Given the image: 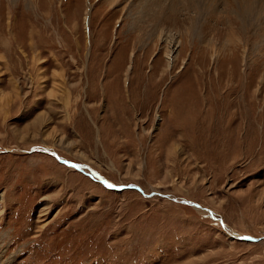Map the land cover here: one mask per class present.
<instances>
[{
  "label": "rangeland",
  "instance_id": "1",
  "mask_svg": "<svg viewBox=\"0 0 264 264\" xmlns=\"http://www.w3.org/2000/svg\"><path fill=\"white\" fill-rule=\"evenodd\" d=\"M132 2L0 0V264H264V0Z\"/></svg>",
  "mask_w": 264,
  "mask_h": 264
},
{
  "label": "bare ground",
  "instance_id": "2",
  "mask_svg": "<svg viewBox=\"0 0 264 264\" xmlns=\"http://www.w3.org/2000/svg\"><path fill=\"white\" fill-rule=\"evenodd\" d=\"M167 1H171L172 3L167 4ZM191 3L192 0H133L131 3V11L134 15L130 21L129 37L126 39H130V36L136 31L138 42L142 45L144 43V38L149 37L152 34H157L159 40L165 42L169 48L166 52V57L168 60L167 64L171 67L178 56L174 54L173 49L174 46L177 45L178 40H173V37L168 33V29L173 22V24H183V22L176 17L171 16L169 12L176 10L178 4H182L183 7L188 8ZM193 6L195 8V5ZM84 18L86 20L88 19V11L85 12ZM101 34V37H107L106 32ZM118 37V34H116L115 38ZM133 57L134 53L130 52L124 75H128L129 70L132 69Z\"/></svg>",
  "mask_w": 264,
  "mask_h": 264
},
{
  "label": "snow or ice",
  "instance_id": "3",
  "mask_svg": "<svg viewBox=\"0 0 264 264\" xmlns=\"http://www.w3.org/2000/svg\"><path fill=\"white\" fill-rule=\"evenodd\" d=\"M109 187H111V185H109Z\"/></svg>",
  "mask_w": 264,
  "mask_h": 264
}]
</instances>
